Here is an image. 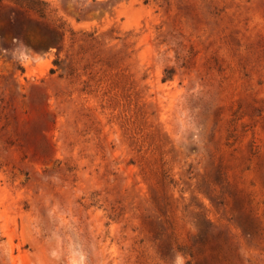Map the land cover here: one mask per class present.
Masks as SVG:
<instances>
[{
  "label": "rangeland",
  "instance_id": "374dc122",
  "mask_svg": "<svg viewBox=\"0 0 264 264\" xmlns=\"http://www.w3.org/2000/svg\"><path fill=\"white\" fill-rule=\"evenodd\" d=\"M44 1L0 0V264H264V0Z\"/></svg>",
  "mask_w": 264,
  "mask_h": 264
},
{
  "label": "trees",
  "instance_id": "16d2710c",
  "mask_svg": "<svg viewBox=\"0 0 264 264\" xmlns=\"http://www.w3.org/2000/svg\"><path fill=\"white\" fill-rule=\"evenodd\" d=\"M10 1L19 8L36 13L40 18H46L49 12L48 4L44 0H10ZM11 26H13L12 27L13 40L16 39L18 42L28 41V39L25 38L23 34L26 31L24 28L14 24H11ZM64 34H65L64 26L62 24H55L50 31L48 32L41 31L39 39L35 40L34 44L38 48H42L48 45H58L59 41L57 37L60 36V38L62 39ZM169 77H170L169 74H167L163 78V80Z\"/></svg>",
  "mask_w": 264,
  "mask_h": 264
},
{
  "label": "clouds",
  "instance_id": "9594fccd",
  "mask_svg": "<svg viewBox=\"0 0 264 264\" xmlns=\"http://www.w3.org/2000/svg\"><path fill=\"white\" fill-rule=\"evenodd\" d=\"M173 264H185L184 257L180 253H176Z\"/></svg>",
  "mask_w": 264,
  "mask_h": 264
}]
</instances>
